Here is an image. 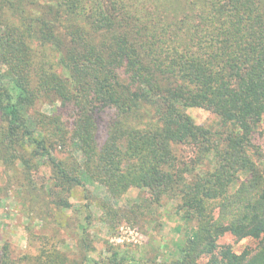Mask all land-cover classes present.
Here are the masks:
<instances>
[{
  "label": "trees",
  "instance_id": "trees-1",
  "mask_svg": "<svg viewBox=\"0 0 264 264\" xmlns=\"http://www.w3.org/2000/svg\"><path fill=\"white\" fill-rule=\"evenodd\" d=\"M191 107L217 114L220 128ZM102 109L112 118L99 143ZM263 118L264 0H0V166L60 209L73 188L103 185L110 227L179 199L196 233L180 257L152 264H264ZM183 144L213 168L194 174ZM131 188L147 196L116 208ZM225 234L258 244L237 252L219 243ZM35 239L37 251L18 256L4 243L0 264H67L51 236ZM113 254L102 264H134Z\"/></svg>",
  "mask_w": 264,
  "mask_h": 264
},
{
  "label": "rangeland",
  "instance_id": "rangeland-1",
  "mask_svg": "<svg viewBox=\"0 0 264 264\" xmlns=\"http://www.w3.org/2000/svg\"><path fill=\"white\" fill-rule=\"evenodd\" d=\"M48 104L40 103L38 108L44 112H53V107ZM186 111L197 123L214 130L220 128L219 116L210 110L191 107ZM111 118L110 109L96 113L99 143L106 136ZM49 137L50 141L55 140L53 136ZM256 140L264 150V118L259 125ZM176 151L182 162L196 163L194 174L213 168L212 155L197 164V150L192 145H177ZM53 152L65 158L70 149L59 143L55 144ZM9 171L0 166V250L4 243L9 242L14 256L26 252L35 253L39 245L35 236L45 234L51 236L58 249L66 254L67 264L110 262L114 251L120 253L116 258L120 262L124 256L134 264L160 263L180 257L183 247L196 233V222L187 221L183 217V210L178 207L180 200L176 198L171 199L165 195L159 204L152 205L141 215L140 211L132 213L130 219L118 220L110 227L102 206L103 200H110V196L103 185L89 181L86 187L73 188L65 195L73 206L60 209L49 201L45 192L37 193L34 189L32 192L23 191L17 187L15 182L18 179L12 178L11 181ZM43 178L44 175L38 182L43 184ZM146 196V191L131 188L111 202L116 208L130 209ZM219 243L229 244L240 252L246 247H256L258 241L249 238L238 240L231 234H225Z\"/></svg>",
  "mask_w": 264,
  "mask_h": 264
}]
</instances>
